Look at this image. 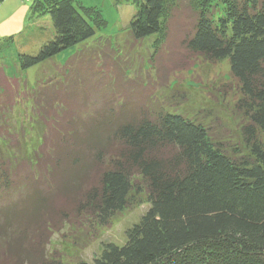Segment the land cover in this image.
Masks as SVG:
<instances>
[{"label":"trees","instance_id":"1","mask_svg":"<svg viewBox=\"0 0 264 264\" xmlns=\"http://www.w3.org/2000/svg\"><path fill=\"white\" fill-rule=\"evenodd\" d=\"M28 1L31 12L49 15L54 36L36 54H19L21 70L106 24L74 0ZM131 1V42L156 36L160 49L174 37L188 66L228 59L243 140L227 146L200 121L150 107L144 85L118 78L109 49L92 53L71 89L59 87L64 72L56 70L31 98L39 145L31 154L22 143L0 146V248L8 253L0 264H69L47 254L53 232L64 223L109 227L140 196L149 208L124 244L73 264H264V0ZM2 72L0 112L24 91ZM3 129L1 139L10 140Z\"/></svg>","mask_w":264,"mask_h":264},{"label":"rangeland","instance_id":"2","mask_svg":"<svg viewBox=\"0 0 264 264\" xmlns=\"http://www.w3.org/2000/svg\"><path fill=\"white\" fill-rule=\"evenodd\" d=\"M74 4L100 11L106 21L105 26L97 28L94 37L86 42L70 47L42 64L21 70L19 54H36L42 43L52 39V21L49 15L31 12V1L0 0V40L12 38V41L0 45V69L6 77L16 78L19 89L24 90L20 96L13 95L16 99L12 101V108H4L0 112V127L6 128L13 136L8 141L0 137V146H20L22 143L26 153L31 154L41 141V124L37 123L36 107L31 100L37 82H43L53 77L56 70L63 69L64 75L57 77L61 80L59 87L71 89L78 86L92 53L97 51L101 56L105 49H109L116 60L118 78H126V85L141 84L150 91L148 97L153 102L150 107L162 106L196 119L227 146H240L244 117L235 107L239 97L227 58L215 63L198 58L188 66L186 61H181L184 54L182 49L179 52L173 36L171 42H164L160 49L156 36L131 42L127 26L136 11L131 0H74ZM66 63L71 66L66 67ZM114 89H111L113 95L117 92ZM100 94L108 96L107 91ZM137 201L117 213L109 227L93 228L88 222L64 223L62 228L51 234L46 245L47 254H57L69 264L80 260L91 263L105 244H124L126 230L137 223L149 208L144 196L138 197ZM17 235L13 233L11 236L17 238ZM0 250L1 259L8 253L3 247Z\"/></svg>","mask_w":264,"mask_h":264}]
</instances>
